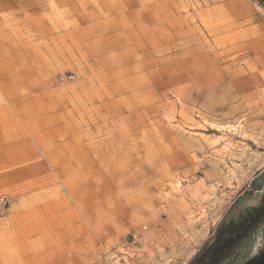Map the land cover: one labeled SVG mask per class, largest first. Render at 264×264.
<instances>
[{"label": "rangeland", "instance_id": "rangeland-1", "mask_svg": "<svg viewBox=\"0 0 264 264\" xmlns=\"http://www.w3.org/2000/svg\"><path fill=\"white\" fill-rule=\"evenodd\" d=\"M263 170L264 0H0V264H188Z\"/></svg>", "mask_w": 264, "mask_h": 264}, {"label": "water", "instance_id": "water-1", "mask_svg": "<svg viewBox=\"0 0 264 264\" xmlns=\"http://www.w3.org/2000/svg\"><path fill=\"white\" fill-rule=\"evenodd\" d=\"M188 264H264V170L231 204Z\"/></svg>", "mask_w": 264, "mask_h": 264}, {"label": "bare ground", "instance_id": "bare-ground-1", "mask_svg": "<svg viewBox=\"0 0 264 264\" xmlns=\"http://www.w3.org/2000/svg\"><path fill=\"white\" fill-rule=\"evenodd\" d=\"M234 130V129H233ZM231 175H233V174H231ZM176 188V187H175ZM178 188V187H177Z\"/></svg>", "mask_w": 264, "mask_h": 264}]
</instances>
